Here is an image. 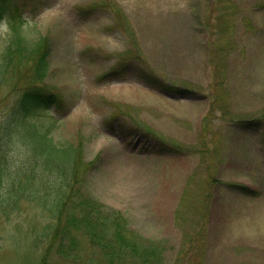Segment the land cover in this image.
<instances>
[{"label":"rangeland","instance_id":"obj_1","mask_svg":"<svg viewBox=\"0 0 264 264\" xmlns=\"http://www.w3.org/2000/svg\"><path fill=\"white\" fill-rule=\"evenodd\" d=\"M15 2L24 35L50 37L40 83L64 99L30 120L95 160L85 191L156 249L151 264H264V0ZM11 33L0 21V61ZM5 78L0 123L27 84ZM49 221L30 203L0 214V264H40ZM75 240L48 264H105Z\"/></svg>","mask_w":264,"mask_h":264},{"label":"trees","instance_id":"obj_2","mask_svg":"<svg viewBox=\"0 0 264 264\" xmlns=\"http://www.w3.org/2000/svg\"><path fill=\"white\" fill-rule=\"evenodd\" d=\"M4 19L12 33L0 61V84L6 76L14 82L16 76H24L27 84L0 123V214L20 212L29 203L48 213L45 230L34 232L35 247L47 241L40 264H48L52 252L71 259L77 231L101 249L105 264L122 263L134 253L143 264H151L156 249L128 237L130 227L124 215L105 211V205L85 191V169L95 160L87 162L81 146L58 142L49 128L30 120L40 108L64 104L57 92L40 83L49 70L50 37L31 40L24 35L22 25L27 19L15 0H0V21Z\"/></svg>","mask_w":264,"mask_h":264}]
</instances>
